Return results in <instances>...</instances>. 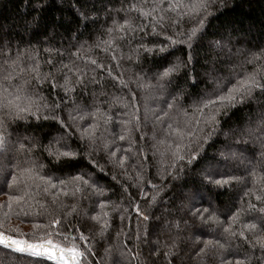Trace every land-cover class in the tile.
Returning a JSON list of instances; mask_svg holds the SVG:
<instances>
[{"label":"trees","instance_id":"16d2710c","mask_svg":"<svg viewBox=\"0 0 264 264\" xmlns=\"http://www.w3.org/2000/svg\"><path fill=\"white\" fill-rule=\"evenodd\" d=\"M130 2L138 0H0V47L7 45L13 54L18 48L39 50L42 73L54 71L51 65L44 63L50 55L57 67L61 61L70 66L74 62L87 71L84 83L76 85L75 92L69 95H65L59 87L53 88L48 82L37 84L32 79V74L27 71L13 82L14 85L24 86V91L37 99L43 96L45 99L40 101L41 103L47 102L49 105L61 101L62 103L61 108L54 112L41 109L39 120L30 116L26 121L7 124L6 133L10 146L19 140L29 146L36 144L37 147L30 154L10 151L5 154L3 164L9 169L15 168L16 165L27 167L25 161L30 156L44 165L43 175L52 176L54 179H66L84 174L105 187L107 195L101 199H110L118 208L116 211H112L111 206L108 208L111 226L102 237L97 234L100 226L94 221L72 217L73 224L79 226L93 239L95 256L90 258L92 264H137V261L130 259L128 249L138 254L140 264H168L163 252L167 251L165 245L170 247L173 243L176 244L173 251L177 254L171 258V264H219L218 259L211 255L203 258L197 256L196 252L201 245L195 241L199 237L218 238L223 242L222 229L211 223H202L191 216L190 210L193 207H207L215 211L227 224L228 217L237 208L246 209L249 201L256 204L257 208L264 207V203L257 202L254 196H244L246 189L252 187L250 170L262 159L261 153L264 152V147L261 146V141L264 140L262 130L264 125L261 123L264 120V96L256 95L255 99L230 109L227 116L218 117L220 124L208 143L203 145L199 163H195L191 168L185 166L183 171L178 168L176 179L168 176L163 181L158 176L160 157L158 154L153 155L154 141L151 137L155 131L159 139L163 135L162 129L172 121L166 120L164 124L157 125L154 129L152 113L148 112V118L145 119V111L151 109L160 114L161 109L168 110L167 103L173 102V97H176L175 107L170 110V116L182 121L181 109L192 112L193 106L212 92L214 84L209 74L221 78L227 85L229 81L234 82L236 73L243 70L251 71L252 65L244 64V69L240 65L244 63L247 53L258 52L264 48V0H216L211 9L212 14L205 20L202 33L192 41L191 49L184 44L169 47L164 53H148L140 49L137 56L133 50L140 44L152 47L155 44L168 43L164 35H152L149 27L145 32H138L134 37H129V40L117 41L119 51H115L117 59L114 60L113 50L105 51L103 45L101 47L97 45L108 39L106 29L111 26L114 17L120 21L125 18L124 12L115 10L127 8ZM38 4H42L43 7L38 8ZM128 15L134 23L144 22L140 20L138 13L130 12ZM193 24V20L185 18L173 29L169 22L163 32L167 35H173L174 31L181 30L186 33ZM221 37L224 39L221 40ZM217 40L226 46L216 48L213 42ZM48 48L58 50V54L55 51L51 54L45 52L44 50ZM189 54L192 57L190 62ZM128 56H132V59H128ZM88 57L104 64L105 69L91 71L95 66L88 62ZM177 58L186 62L187 68H182L178 74L172 76L170 82L159 81L158 74L169 64L175 63ZM27 63L25 60L23 64L25 68ZM109 66L114 76H120L122 73L123 79L129 81L131 92L135 93L134 101L129 89L123 88L108 75L106 69ZM93 76L98 83L92 82ZM193 76L195 85L191 79ZM26 81L31 83L26 84ZM56 81L59 84L63 83L62 74H56ZM72 81H75V76H72ZM160 83H163V88L159 87ZM117 97L123 100L117 101L115 99ZM133 102L139 108L137 115L140 116V128L139 130L133 128L131 132L134 144L127 153V166L134 177L132 165H137L136 170L139 171L138 165L142 163L145 180L162 185V191L156 203L152 205L140 200L137 189L131 187L132 181L123 179L120 170L109 163L108 154L102 149L99 141L97 150L93 151L86 148L85 142L80 140L76 127H86L92 122L91 117L77 121L76 124L68 119L69 112H72L74 107L79 108L81 112H91L100 107L112 117V120L106 126L101 124L99 131H103L104 138L110 142V150L121 148L122 152L117 153V156H120L124 149L129 148V142L127 139L119 141L116 137L122 134L121 121L129 119L126 114L131 111L130 105ZM55 114L69 126L67 131L58 121L51 118ZM76 114L73 112V115ZM44 115L50 118L45 120ZM56 140L60 141L61 146L66 144L79 155L71 159L62 158L58 161L53 159L44 151V146L50 142L55 144ZM141 150L143 155L147 156L146 161L142 159ZM133 152L136 155H133ZM93 160L104 168L103 172L92 163ZM205 172L214 174L216 178L234 175L243 180L240 183L216 187L203 181ZM113 175L117 176L119 183L112 180ZM121 183L128 185L131 196L124 194L120 187ZM9 184L11 180L7 178V172L0 173V203L6 202L10 195L19 194L23 188V185L9 187ZM144 187L151 192L147 184ZM85 195L86 199L80 198L79 194L76 199L79 200V206L92 215L97 210V198L90 191ZM37 199L44 201L53 209L54 215H62L52 205L50 198L41 195ZM60 199L69 205L76 202L72 197L61 196ZM135 202H139L141 209L149 213L150 218L147 222L138 218L133 209ZM121 216L124 220L120 219ZM259 216L258 211L241 213L243 221L258 219ZM49 218L47 215L13 216L11 224L30 234L34 231L33 224L47 223ZM138 233L140 240L136 239ZM230 243L233 245V251H236L235 246L242 241L237 238ZM157 247L161 254L152 255ZM245 251H248L247 244H243L240 249L241 253ZM225 255L227 259L233 258L231 253ZM256 255L258 256L259 252ZM0 264H36V261L35 258L0 248ZM44 264L54 262L45 261ZM252 264H256L255 259Z\"/></svg>","mask_w":264,"mask_h":264},{"label":"snow or ice","instance_id":"6c2138e0","mask_svg":"<svg viewBox=\"0 0 264 264\" xmlns=\"http://www.w3.org/2000/svg\"><path fill=\"white\" fill-rule=\"evenodd\" d=\"M215 3L216 0H138V2H130L127 8L121 7L115 10L124 12L125 18L122 21L115 17L112 19L111 26L106 29L108 39L101 41L97 47L103 45V50H113L112 59L115 60L117 59L115 51H119L117 41L129 40V37H134L138 32H145L150 27L152 35L162 34L168 43L155 44L152 47L140 44L133 50L137 53V56L140 49L148 53H164L169 47H175L179 44L187 45L191 49L192 41L197 38L199 33H202L205 20L212 14L211 9ZM145 5L148 6L145 7ZM37 7H43V5L38 4ZM130 12L138 13L140 20L144 22L139 24L134 23L133 19L128 15ZM81 15L83 14L81 13ZM185 18L194 21L193 26L186 33L182 30L179 32L174 31L173 35H167L166 32H163V29H165L169 22H171V26L175 29ZM223 39L224 37H221V40ZM213 44L216 48L226 46V44L222 45L220 40L213 42ZM44 51L49 54L55 51L58 54V50L51 48ZM121 58H123V54H121ZM87 59L91 65L95 66L91 71L105 69V65L98 63L96 59L91 57ZM128 59H132V56H128ZM191 59V54H189L188 62ZM0 60H2V63H0V173L7 172V178L11 180V184L8 185L9 187L23 185L19 194L10 195L6 202L0 203V248L35 258L36 264H44L45 261H53L54 264H92L90 258L95 256L93 239L91 236L86 235L85 231H82L79 226L73 224L72 217H82L86 220L94 221L100 226L97 234L102 237L111 226V216L108 208L111 206L112 211H116L118 208V205L114 204L110 199H101L107 195L105 187L99 185L91 176L86 177L84 174H77L66 179H54L52 176L43 175L42 169L44 165L31 159L30 156L25 161L28 165L27 167L16 165L15 168L9 169L3 164L6 153L10 151H22L30 154L37 147L36 144L29 146L19 140L10 146L6 133L7 124L9 122L26 121L30 116L39 120L41 118V109L54 112L56 109L61 108L62 103V101L51 105L47 102L41 103L40 101L45 99L43 96L37 99L33 95L27 94L24 91V86L14 85L13 82L18 80L21 74L27 71L32 74V79L37 84L48 82L53 88L59 87L65 95H69L75 92L76 85L84 83L87 71L75 65L74 62L70 66L61 61L59 67H57L50 55L49 59L44 61V63L51 65L54 71L42 73L40 70L39 50L35 48L31 51L18 48L15 54H13L12 49L4 45L0 47ZM25 60L28 61L26 68L23 66ZM244 64L252 65V70H243L236 73L234 82L229 81L227 85L222 82L221 78L209 74L214 84L212 92L208 93L198 104L194 105L192 112L181 109L180 115L183 117L182 121L173 119L170 116V110L175 107L176 97H173V102L167 103L168 110L161 109L160 114H157L154 110L146 109L145 119L148 118V112H151L154 118V129L157 125L164 124L166 120L172 121L168 122L166 127L162 129L163 135L159 139L155 131L151 137L154 141L152 145L154 149L153 155L156 156L158 154L160 157L158 176L161 181L168 176L176 179L178 168L180 171H183L185 166L191 168L195 163H199L203 145L208 143L220 124L218 117L221 115L227 116L230 109L255 99L256 95L264 96V48L258 52L247 53L244 63L240 65L242 69H244ZM117 66H119V62H117ZM187 66L186 62L180 61L177 58L175 63L169 64L158 74V80L161 82L168 80L170 82L172 76L178 74L182 68L186 69ZM106 71L120 86L129 89L134 101L135 93L131 92L129 81L123 79V74L114 76L110 66ZM58 73L62 74V84L56 81V74ZM72 76H75L74 82L72 81ZM191 79L195 85V77L193 76ZM91 80L93 83H98L94 76ZM25 83L29 84L31 81H26ZM9 85H13V87L10 88ZM163 86V83L159 84V87L163 88ZM69 98L71 99V97ZM115 99L117 101L123 100L121 97ZM125 106L129 107L128 104H125ZM130 108L131 111L126 114L129 116V119L121 121L123 126L122 134L116 137L119 141L127 139L129 142V148L124 149L123 154L120 156H117V153L122 152L121 148L116 147L114 150H110V142L104 138L103 131H99L101 124L106 126L112 120V117L103 112L100 107H96L91 112H81L79 108L74 107L72 112H69L68 119L73 124H76L77 121H84L87 117H91L92 122L88 123L86 127H76L80 140L85 142L86 148L93 151L97 150V142L99 141L102 149L108 154L109 163H112L115 168L120 170V175L123 179L132 181L131 187L137 189L140 200H144L148 205H152L156 203L162 191V185L155 184L151 180H145L142 163L138 165L139 171L136 170L137 165H132V171L135 173L134 177L130 174L127 166V153L131 151V146L134 144L131 132L133 128L136 130L140 128V116L137 115L139 108L134 102L131 103ZM73 112L77 114L73 115ZM49 118L48 115L43 116L45 120ZM51 118L58 121L67 131L69 126L65 124V121L58 114L52 115ZM261 123L264 125V120ZM141 138L143 139V136ZM261 146L264 147V140L261 141ZM44 151L57 161L62 158H75L79 155L77 151L72 150L66 144L61 146L59 140H56L55 144L50 142L44 146ZM88 154L90 155L91 153ZM132 154L136 155L135 152ZM140 154L142 159L146 161L147 156L143 155L142 150ZM261 157L262 159L253 165L250 170L249 175L252 187L246 189L244 196H254L257 202L264 203V152L261 153ZM92 163L101 172L104 171V168L95 160ZM9 164H11V161H9ZM257 168H259V171H257ZM111 178L119 183L116 175H113ZM242 180L243 178L234 175L220 176L219 178H216L214 174L209 172H205L203 175L204 182L216 187L240 183ZM145 184L151 189V192L145 190ZM120 187L123 189L124 194L131 196V193L128 192V185L121 183ZM89 191L97 198V210L92 215H89L86 209L81 208L79 200L76 199L78 194L80 198L86 199L85 194ZM41 195L50 198L52 205L62 215H54L53 209H50L44 201L37 199ZM61 196L66 198L72 197L76 199V202L70 205L66 204L64 200L60 199ZM4 209L7 210L5 211ZM37 209L42 211H38ZM133 209L140 220L144 222L149 220V213L141 209L139 202L133 204ZM190 211L191 216L196 217L202 223H211L220 227L224 237L223 242L218 238L200 239L197 237L195 243L201 245L196 252L197 256L203 258L211 255L218 259L219 264H252L254 259L256 264H264V207L257 208L256 204L249 201L246 209L237 208L228 217L227 224L220 219L215 211L207 207H193ZM253 211L260 213L258 219L249 221L241 219L242 212L251 213ZM20 215L25 217L47 215L50 218L47 223L33 224L34 231L29 234L22 232L20 228L11 224L12 217H19ZM120 219L124 220V217L121 216ZM144 235H147L146 229ZM140 238L138 233L136 239L140 240ZM237 238L242 243L236 245V251H233V245L230 241ZM243 244L248 245V251L241 253L240 249L243 247ZM165 247H167V251L163 252V257L168 261V264H171V258L177 254L173 251L176 244L173 243L170 247L165 245ZM127 252L130 259L140 264L137 253H133L131 249H128ZM257 252H259L258 256L256 255ZM227 253H231L233 258L227 259L225 255ZM160 254L159 247L152 253L155 256H159Z\"/></svg>","mask_w":264,"mask_h":264}]
</instances>
